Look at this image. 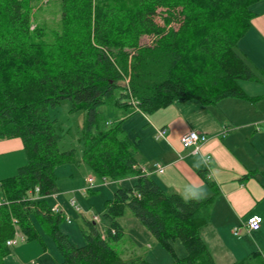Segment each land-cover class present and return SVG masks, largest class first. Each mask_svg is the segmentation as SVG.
Returning a JSON list of instances; mask_svg holds the SVG:
<instances>
[{
	"label": "trees",
	"instance_id": "1",
	"mask_svg": "<svg viewBox=\"0 0 264 264\" xmlns=\"http://www.w3.org/2000/svg\"><path fill=\"white\" fill-rule=\"evenodd\" d=\"M32 2L0 0V140L19 138L26 155V164L0 181V264L16 230L40 239L34 220L55 242L58 264H148L142 256L123 259L114 248L126 211L171 264H215L201 232L217 187L200 172L212 189L208 198L163 190L142 172L128 133L102 124L99 108L112 103L152 115L177 101L254 102L241 83L264 82V70L250 64L238 42L256 16L250 7L264 0H60V28L49 41L42 28L31 29ZM63 100L85 113L81 161L101 178L135 180L105 201L104 234L83 221L81 247L60 232L63 216L46 200L58 193L56 167L78 162L74 150L59 151V125L48 113ZM233 264H264V253Z\"/></svg>",
	"mask_w": 264,
	"mask_h": 264
},
{
	"label": "crops",
	"instance_id": "2",
	"mask_svg": "<svg viewBox=\"0 0 264 264\" xmlns=\"http://www.w3.org/2000/svg\"><path fill=\"white\" fill-rule=\"evenodd\" d=\"M261 3L252 5L256 16L238 42V50L255 68L264 70V6ZM253 85L258 87L254 90L257 92L248 93ZM241 86L249 97L257 99L254 102L224 99L207 107L195 100L177 101L152 115L134 108L150 126L155 140L154 156L146 158L141 154V161L137 162L148 177L163 190L176 192L185 199L212 195L200 172L217 187L210 222L201 232L215 264H233L252 252L264 253V178L261 176L264 133L255 127L259 121L264 122L261 121L264 120L261 104L264 82H242ZM160 128L165 129V136L156 140L155 132ZM190 131L208 138L199 154H193L179 142V137ZM25 164L26 155L19 138L0 140V181L14 176ZM154 165L163 168V173L159 174ZM58 193L52 197L54 200ZM252 216L261 219L260 228L250 232L242 229L234 235V228Z\"/></svg>",
	"mask_w": 264,
	"mask_h": 264
},
{
	"label": "rangeland",
	"instance_id": "3",
	"mask_svg": "<svg viewBox=\"0 0 264 264\" xmlns=\"http://www.w3.org/2000/svg\"><path fill=\"white\" fill-rule=\"evenodd\" d=\"M261 4L264 6L263 2ZM31 8V29L42 28L44 41H49L54 32L60 28V0H33ZM250 10H252V6ZM256 88L258 87L253 85L252 90H248V93H256L257 91H254ZM261 104L264 107V101ZM99 112L102 124L104 122L112 125L120 124L128 133L137 149V162L141 161V154L146 158L154 156L153 143L155 140L151 128L144 121V117L135 112L133 106L117 108L110 103L100 107ZM48 113L50 118L55 119L59 125L58 134L61 137L58 144L59 151L74 150L78 162L56 167L55 174L58 179L56 185L60 192L57 194V200L51 196L46 200L50 207H54L58 203L64 210L59 230L74 246L81 247L84 245L81 234L83 221L95 222L97 230L104 234L108 224V221L102 216L105 201L113 197V193L119 186L130 188L135 183H131L133 180L131 178L113 182L104 177L105 184H102V178L95 175L91 168L81 161L82 145L79 138L85 119L83 111H70L69 101L63 100L58 106L49 108ZM259 123L262 133H264V122L259 121ZM89 176L94 178L99 186L92 191L84 192L82 191L85 187L83 180ZM70 201L74 202V207L70 205ZM94 216H97L98 219L93 220ZM66 220H70V223H67ZM119 222L123 227L124 235L118 243L114 244V248L123 259L142 256L148 264L172 263L171 255L149 235L129 211H126ZM33 223L40 239L29 240L17 230V237L20 241L17 245L10 247V253L3 258L4 264H58L61 261L53 239L36 220ZM176 246L177 249L180 248L179 244ZM217 264L222 263L218 262Z\"/></svg>",
	"mask_w": 264,
	"mask_h": 264
},
{
	"label": "built area",
	"instance_id": "4",
	"mask_svg": "<svg viewBox=\"0 0 264 264\" xmlns=\"http://www.w3.org/2000/svg\"><path fill=\"white\" fill-rule=\"evenodd\" d=\"M255 126L257 129L261 128L260 123H256ZM164 136H165V129L164 128H160V129L156 130V132H155V139L156 140L164 138ZM207 140H208V138L205 135L199 134V133L194 132V131L187 132V133H185L179 137L180 144L187 149H191L193 154H199L201 146L205 142H207ZM208 159H209V156L206 157V160H208ZM154 166H155V168L159 174L163 173V168H161L158 165H154ZM141 169H142V172L145 173V170L143 168H141ZM102 184H105V178H102ZM84 185H85V187L82 190L84 192L85 191H92L93 189H95L96 187L99 186L96 184L94 178H92V177L85 178L84 179ZM37 191L38 190L36 189V192ZM50 196L55 197L56 195L52 194ZM70 205L72 207H74V202L70 201ZM75 209L78 210V208H76V207H75ZM51 212L56 213V214H60L62 216L64 215V211L61 209V207L58 203H56L54 207H51ZM97 219H98L97 216L93 217V220H97ZM66 221H67V223H70V220H66ZM260 226H261V219L257 216H252V217L248 218V220L245 223H243L240 227L234 228L233 234L238 235L242 229L246 230L247 232L256 231L260 228ZM19 241L20 240L17 237V230H16L14 237L6 241V246L9 248L13 247V246L17 245Z\"/></svg>",
	"mask_w": 264,
	"mask_h": 264
}]
</instances>
